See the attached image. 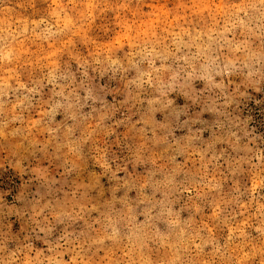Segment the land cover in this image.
Masks as SVG:
<instances>
[{
	"label": "clouds",
	"instance_id": "9594fccd",
	"mask_svg": "<svg viewBox=\"0 0 264 264\" xmlns=\"http://www.w3.org/2000/svg\"><path fill=\"white\" fill-rule=\"evenodd\" d=\"M0 264H264V0H0Z\"/></svg>",
	"mask_w": 264,
	"mask_h": 264
}]
</instances>
